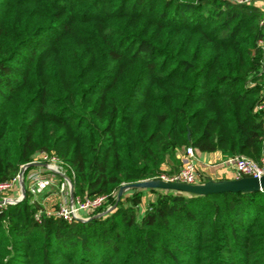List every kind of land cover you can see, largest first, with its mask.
<instances>
[{"label":"trees","instance_id":"1","mask_svg":"<svg viewBox=\"0 0 264 264\" xmlns=\"http://www.w3.org/2000/svg\"><path fill=\"white\" fill-rule=\"evenodd\" d=\"M260 101L258 4L0 0V183L46 152L75 197L114 204L187 146L258 161ZM35 169L51 173L29 167L0 206V264H264V190L163 191L140 213L138 188L101 216L36 220Z\"/></svg>","mask_w":264,"mask_h":264},{"label":"built area","instance_id":"2","mask_svg":"<svg viewBox=\"0 0 264 264\" xmlns=\"http://www.w3.org/2000/svg\"><path fill=\"white\" fill-rule=\"evenodd\" d=\"M233 1L239 3H255L260 5L264 11V0H233ZM254 110L259 111L262 114V127H263V136H264V101H260L259 103H257ZM227 160L233 164L235 178H241L244 176L261 177L262 175H264V154L261 155L258 161H255L254 159L243 154L230 156ZM33 161L48 162L56 166L59 170H61L59 167L60 160L53 154L40 152ZM28 179H29L28 190L30 194L34 196V194H36L37 192L39 184L42 181H44V178L40 173H31ZM155 179L164 182L195 184L197 181V172L195 168V149L192 146H187L185 148V150L183 151V155L181 156V166L177 172L171 174L163 173L160 175H154L152 177H148L142 180H155ZM18 184H19V175L8 181L1 182L0 193L6 190L15 189L16 185ZM65 185H67V181L63 178V181L60 184L61 192H63V190L65 189ZM0 198H4V197L0 196ZM107 198H108L107 194H98L95 196H84V197L69 196V199H66V201L63 200L62 202L56 203L50 207L41 206L35 212L34 217L36 220H41L43 216L59 217L68 222L77 219L84 220L88 218V215L92 211L104 205L108 201ZM114 200H115L114 204H109L106 207V209H111L110 211L115 209V204L119 200H121V197L120 199H118L116 193ZM31 201L33 202L34 200L31 199ZM5 204L8 203H2L0 204V206Z\"/></svg>","mask_w":264,"mask_h":264},{"label":"water","instance_id":"3","mask_svg":"<svg viewBox=\"0 0 264 264\" xmlns=\"http://www.w3.org/2000/svg\"><path fill=\"white\" fill-rule=\"evenodd\" d=\"M263 154H264V141H263ZM29 167H40L45 168L53 174L60 175L64 178L69 186V194L71 197H74V184L73 181L56 166L42 161H31L20 166L19 172V187L20 195L17 198L5 199L0 198V204L2 203H14L22 200L26 194V188L24 183V174ZM130 188H158L164 191H176L184 195H197L205 192H214V191H223V190H241V191H253V190H264V175L261 177H250L244 176L241 178H235L232 183H223V182H207L203 184H185L179 182H164L161 180H139L135 182L122 184L117 192V197L120 199L123 192ZM118 201V200H117ZM111 209H106L94 216H101L109 212ZM90 217L84 219L87 220Z\"/></svg>","mask_w":264,"mask_h":264},{"label":"crops","instance_id":"4","mask_svg":"<svg viewBox=\"0 0 264 264\" xmlns=\"http://www.w3.org/2000/svg\"><path fill=\"white\" fill-rule=\"evenodd\" d=\"M230 156L224 155L221 151H199L195 150V168L197 172V181L196 184H203L207 182H223V183H232L235 180V174H234V167L233 164L230 163L227 159ZM40 168V167H37ZM33 171L42 172L40 169L38 170H32L29 173V176L31 173H34ZM36 172V173H37ZM53 176V173H46L45 175L42 174V176L50 177ZM54 181V179H52ZM44 182V181H43ZM51 187V186H50ZM20 190V187H18ZM134 189L138 188H130L123 192L121 196V201L125 202L127 200V197L134 193ZM60 191V190H59ZM162 189H142L141 193V201L139 203V212L142 213L143 207L150 202V200L146 203L145 206L142 205V202L144 203V199L147 200V198H152L153 195L156 197L157 193L163 192ZM47 193V194H46ZM45 194H36L34 196L35 201H37L40 205L46 206V205H54L56 203H60L63 200L66 201V199H69V192L68 196H64L63 192L61 194V191H55L53 188H47V192ZM153 194V195H152ZM153 201V200H152Z\"/></svg>","mask_w":264,"mask_h":264},{"label":"rangeland","instance_id":"5","mask_svg":"<svg viewBox=\"0 0 264 264\" xmlns=\"http://www.w3.org/2000/svg\"><path fill=\"white\" fill-rule=\"evenodd\" d=\"M177 155H179V157L178 158H180L182 155H183V150L182 151H180V152H178V154ZM249 157V156H248ZM251 158V157H250ZM172 161H170V160H167V162L165 163V164H163L162 165V167H161V170L158 172V174L157 175H160V174H171V173H174V172H176V171H178V169L180 168V164H181V159H179V162H176V161H174L173 163H171ZM171 164L173 165L172 167H171ZM34 173H36L37 171H33ZM37 173H39V172H37ZM40 174H46V173H42V172H40ZM57 174H53V176H51V174H50V177H49V175H48V177H46V176H43V178H44V182L42 181L40 184H39V186H38V189H37V192H36V194H45L46 192H47V188H53V190H55V191H58V192H60L59 190H60V184H61V182H62V180L58 177V176H56ZM52 179H54V181L52 180ZM51 186V187H50ZM19 184L18 185H16V188L15 189H13V190H6V191H4V192H1L0 193V196H2V197H4V198H7V199H13V198H17V197H19V195H20V190H19ZM146 189H155V188H146ZM68 192H69V186H68V183H67V185H65V189L63 190V194H64V196H68ZM36 194H34V196L36 195ZM47 194V193H46ZM61 194H62V192H61ZM153 195V194H152ZM34 196H32L31 197V199L32 200H35L34 199ZM154 201V200H156V197H154V195H153V197L152 198H147V200H145L144 199V203L142 202V205L143 206H145L146 205V203L148 202V201ZM113 201V200H112ZM109 204H111V202H106L105 204H104V206L102 205V207H103V209L104 208H106ZM42 206V205H41ZM50 206H52V205H46V207H50ZM147 206V205H146ZM146 206H145V208H146ZM145 208L143 207V210H145ZM99 209H96V210H94V211H92L89 215H88V217H90L91 215H94V214H98V213H100L101 211H98ZM102 210V209H101ZM98 211V212H97Z\"/></svg>","mask_w":264,"mask_h":264}]
</instances>
